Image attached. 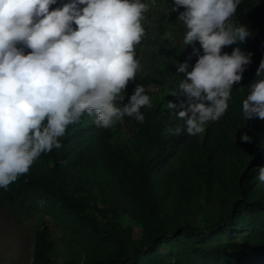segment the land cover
Wrapping results in <instances>:
<instances>
[{"label": "trees", "instance_id": "16d2710c", "mask_svg": "<svg viewBox=\"0 0 264 264\" xmlns=\"http://www.w3.org/2000/svg\"><path fill=\"white\" fill-rule=\"evenodd\" d=\"M245 4L248 66L259 68L264 0ZM178 15L161 18L137 46L143 70L127 88L132 95L142 84L152 98L144 122L125 117L100 132L85 114L60 149L1 193L2 205L36 216L31 264L264 263V184L254 179L264 167V121L243 117L247 88L218 122L195 137L186 133L177 114L189 97L178 89L184 74L177 68L188 60L191 71L197 59L182 44ZM176 127L179 134L169 131Z\"/></svg>", "mask_w": 264, "mask_h": 264}, {"label": "clouds", "instance_id": "9594fccd", "mask_svg": "<svg viewBox=\"0 0 264 264\" xmlns=\"http://www.w3.org/2000/svg\"><path fill=\"white\" fill-rule=\"evenodd\" d=\"M246 1L0 0V195L40 157L60 149L69 126L85 114L100 132L125 117L144 122L141 110L152 106V98L142 84L132 95L127 88L143 70L137 46L156 32L161 18L166 22L177 11L182 44L197 59L191 71L188 60L177 68L184 74L178 89L189 97L177 114L186 133L195 137L218 122L229 101L247 88L243 117L264 121V60L259 68L248 66ZM243 5L246 18L240 17ZM169 131L179 134L181 128ZM254 179L264 184V167ZM0 208L20 223L36 220Z\"/></svg>", "mask_w": 264, "mask_h": 264}, {"label": "rangeland", "instance_id": "374dc122", "mask_svg": "<svg viewBox=\"0 0 264 264\" xmlns=\"http://www.w3.org/2000/svg\"><path fill=\"white\" fill-rule=\"evenodd\" d=\"M31 219L20 223L6 210L0 208V264H30L33 252ZM141 227L135 225V235Z\"/></svg>", "mask_w": 264, "mask_h": 264}]
</instances>
